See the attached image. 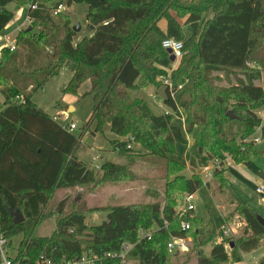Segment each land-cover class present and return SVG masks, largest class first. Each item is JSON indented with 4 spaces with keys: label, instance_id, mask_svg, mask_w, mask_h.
Instances as JSON below:
<instances>
[{
    "label": "trees",
    "instance_id": "obj_1",
    "mask_svg": "<svg viewBox=\"0 0 264 264\" xmlns=\"http://www.w3.org/2000/svg\"><path fill=\"white\" fill-rule=\"evenodd\" d=\"M181 1L0 0V32L13 17L7 8L11 2L29 4L32 24L19 32L14 50H1L0 59V84L8 85L0 102V224L10 245L13 237L22 235L14 253L17 261L37 264L50 258L77 264L97 255L95 264H172V257L180 254L168 248L173 236L190 240L187 255L194 254L198 264L242 262L244 253L259 248L264 225L250 206L237 203L234 213L246 225L241 236L230 241V251L217 241L222 231L213 220L189 217L190 229L183 230L176 206L180 194H195L203 186L201 167L213 159L231 156L240 164L264 158V149L257 150L252 139L263 122L257 111L264 106V87L258 83L264 72V0H215L212 17L188 4L198 0ZM63 3L88 5L91 36L74 43L75 24L59 11ZM162 19L166 30L159 26ZM180 19L192 28L188 38L183 37ZM169 37L185 39L175 68L162 46ZM147 67L156 90L166 78L173 82V113L158 117L132 95L136 77H141L139 87L149 83L143 84ZM65 68L71 74L63 93L78 94L86 81L91 83L85 95L93 97L92 114L79 134L33 100L34 93ZM214 72L224 73L228 85H219L222 79ZM229 110L236 117H228ZM178 113L184 115L185 128L173 124ZM93 123L94 132L110 125L120 137L111 140L118 156H134L128 146L133 141L141 147L136 156L164 165L163 201L107 206V219L92 226L86 223V208L64 212L66 198L45 214L57 189L120 181L131 174L127 165L107 159L98 169L77 155ZM178 143L188 145L185 157L191 176L183 173L187 164L174 158ZM224 173L215 172L214 196L226 187ZM15 211L24 215L23 222L16 223ZM53 214V233L36 235L40 223ZM142 231H151L150 237ZM124 243L133 245L125 259L105 256L120 251Z\"/></svg>",
    "mask_w": 264,
    "mask_h": 264
},
{
    "label": "rangeland",
    "instance_id": "obj_2",
    "mask_svg": "<svg viewBox=\"0 0 264 264\" xmlns=\"http://www.w3.org/2000/svg\"><path fill=\"white\" fill-rule=\"evenodd\" d=\"M214 2V0H198L195 2H188V4L199 9L203 16L212 17V7ZM181 3L187 4L185 0H182ZM7 8L13 13V17L7 26L0 32L1 40L5 37L16 39L17 35L22 29H25L26 27H32L31 20L29 21L28 19L29 4H18L16 2H11L7 5ZM59 11L69 14L75 21H72L73 24L81 23V30L76 33L78 38L88 35L90 32H92V29L89 28L88 22L86 20V14L88 12L87 4L73 3L72 5H68L67 3H63L62 9ZM180 22L182 24L183 37L188 38L192 34V28L190 25H186L184 23V19H180ZM159 26L163 30H166V19H162L159 23ZM183 40L185 41V39ZM4 45V42L0 41V51ZM1 58L2 52L0 53V59ZM178 63L179 61L175 62L174 68L178 66ZM158 67L160 70H163L168 74L170 73L169 69H165L162 66ZM150 71L151 68L147 67L143 76V84L146 81H149V83L146 85L144 84V86L139 87V89L131 90V92L134 98L145 103L152 113L158 117H163L166 114H170L169 112L173 110L171 104L173 98L170 96V100L168 99V101L163 98L160 99L156 95V86L150 81ZM70 74V71L65 68L60 74L52 76L40 90L34 93L33 100L40 108L49 114H65V117H62L60 122L62 124L68 122L76 123L78 128L73 130V132L79 134L81 132V128L88 122L92 114L94 102L91 95L83 96V93H80V91L78 94L63 93L62 90L69 81ZM215 74L220 75L222 79V81L218 82L219 85H228L227 81L225 80L224 73L214 72V75ZM136 78V81L141 79V77ZM158 79H160V77ZM261 83H264L263 78ZM134 85L136 86V84ZM84 87L85 85L83 84L82 88ZM7 88L8 85L0 84V102L4 101V91H6ZM70 105H74L76 109L74 111H68V106ZM175 122L180 123L178 120ZM94 129L95 124L93 123L89 129L85 130V133L83 134L81 143L77 149V155L80 157V159L92 167H96L97 164H101L107 159L112 160L114 162L127 165L131 174L129 177L121 179L120 181H103L97 185L85 184L67 189H57L53 192L50 202L45 207V214L47 215L50 212L55 211L58 203L62 199L66 198L67 201L64 212L68 213L71 210L84 207L87 209L85 213L86 223L92 226L99 225L107 219L109 213L108 210L105 209L107 206L132 203H153L159 200L163 201L165 198V179L162 177L161 169L164 167V165L161 163H151L150 159L145 155L136 156V154L141 153V147L137 144H133L134 156L132 157L118 155L113 157L110 153L111 149L97 150L99 146L112 148L110 139L114 134L109 130L108 127H105L103 132L97 133L94 132ZM260 134V132H257L252 136V139L254 136ZM187 147L188 145L186 143H178L176 145L177 153L174 155V158L178 161L188 164L185 157ZM256 149H264V141L261 140L260 142H257ZM96 150L102 154V159H96ZM252 159L253 163H255V166L264 171V158L255 157ZM183 173L187 176H191L192 171L187 167ZM216 185L217 182L214 179L209 186L207 184H203V186L193 195L195 209L194 211L190 212L189 217L191 218L197 216L206 221L213 220L217 230H221L224 225V220L220 219L221 212L218 208L220 203L225 202L227 205V215L230 216L231 221L243 217H240L237 213H234L237 205H232V203L229 202L232 193L228 186H226L223 191L217 192L215 196L213 195L212 191L217 189ZM246 190V192L241 193V198L244 200V202L249 201L248 204L253 205L255 200L247 199L250 198L253 190L251 187H247ZM184 195L185 194H180L179 196L177 195L176 211L182 206ZM236 199L240 200L238 197ZM257 208V214L264 217V210L261 209V207ZM56 218L57 216L55 214L47 217L43 222L40 223L35 234L38 236L52 234L56 228ZM243 228L244 226L236 229L233 232L230 241L232 240V242H234L236 239H238V237H240L243 232ZM21 238V234L12 238V245L10 246V252L12 255H14L15 247H18ZM188 244L190 248V240ZM263 245L264 238L257 249L258 253H261L260 256L264 255ZM188 251L182 252L178 256L172 257V264H198L194 254L187 255ZM245 254L246 253H244L242 262H231L229 264L260 263L261 260L254 262L255 260L250 259ZM127 264H138V261L128 260Z\"/></svg>",
    "mask_w": 264,
    "mask_h": 264
},
{
    "label": "built area",
    "instance_id": "obj_3",
    "mask_svg": "<svg viewBox=\"0 0 264 264\" xmlns=\"http://www.w3.org/2000/svg\"><path fill=\"white\" fill-rule=\"evenodd\" d=\"M34 6L33 8H35ZM63 7L60 6L59 10H61ZM4 42V47L10 48L11 50H14L16 48V40L11 37H5L2 39ZM162 46L166 50H171L172 54L175 56V62L179 61L183 54H184V41L182 39H177L174 37L165 38L162 42ZM2 48V49H3ZM1 49V50H2ZM1 53V51H0ZM164 85L167 86V93L170 94L172 97H174L173 94V82L166 78L164 79ZM180 88L182 86H179ZM157 95V94H156ZM63 115H56L54 118L58 121L62 118ZM69 129L74 130L77 129L78 125L74 122H69L68 124ZM261 140V137L259 135H256L253 137V141L255 143L259 142ZM132 141V140H131ZM133 141L129 142V148L133 147ZM101 157L99 153L96 155V159L99 160ZM235 161L231 156H227L224 159H213L206 165L201 167V175L203 177L204 184H207L208 186L210 183L215 179V172L216 171H222L225 170L227 167H231ZM96 168H101V164H97ZM256 192L261 195L262 201H264V185L260 184L256 188ZM193 195L190 193H186L183 196V202L182 206L179 210H177V215L180 217V225L183 230L190 229V222L188 220V217L190 215V212L194 211V203H193ZM246 225V221L244 218H237L234 220H225L224 225L221 229L222 233L218 238V242H224L225 248L229 251L230 249V238L233 235V232L236 229H239ZM143 235L150 237L151 231L145 232L142 231ZM189 239L185 237H176L173 236L168 243V248L170 251L175 252H186L189 250ZM10 240L6 236L2 225L0 224V264H22L21 261H17L14 257V255L10 252ZM133 245L124 243L122 245V249L117 252H107L105 254L106 257L110 258H121L125 259L127 254L131 251ZM99 260V257L97 255L93 257H84L81 261H79L77 264H95ZM37 264H72L71 262H56L50 258H42Z\"/></svg>",
    "mask_w": 264,
    "mask_h": 264
},
{
    "label": "crops",
    "instance_id": "obj_4",
    "mask_svg": "<svg viewBox=\"0 0 264 264\" xmlns=\"http://www.w3.org/2000/svg\"><path fill=\"white\" fill-rule=\"evenodd\" d=\"M70 5H72V4H70ZM28 19H29V16H28ZM71 19H72L73 22H75L72 17H71ZM29 21H30V19H29ZM91 35H92V32H90V34L85 35V36H91ZM85 36H83V37H85ZM83 37H79L78 38L77 34H76L75 38H74V43H78ZM0 41H2L1 38H0ZM262 78L264 79V72H263ZM261 81H262V79H261ZM261 81L258 82V83L261 84L264 87V83H261ZM135 84H136V86L132 87L131 90L139 89V86H138L139 85V80L135 81ZM84 85H85L84 88H82V86L79 88V91H80V93H83V96H85V94L90 90L91 83H90V81H86L84 83ZM79 91H78V93H79ZM168 96H171V95L168 94ZM172 98H173V100H175L174 97H172ZM68 108H69L68 111H74L76 109V107L74 105H70V106H68ZM173 111H174V109L171 112H169V113H173ZM257 112H258L259 116L263 119V122H262L261 126L257 128L256 133L260 132L261 134L259 136L261 137V140L264 141V106L261 109H259ZM56 115L57 114H54L53 117H55ZM61 115H63L62 117H65L64 116L65 114H61ZM177 120L180 123H176L175 121H177ZM58 121L60 122V120H58ZM68 123H65L63 125H67ZM173 124L181 125L183 128H185L184 115L183 114H179V113L176 114L175 117L173 118ZM106 127H108L109 130H110V125H107ZM186 137L189 138L187 134H186ZM118 138H120V137H118V136H116L114 134V135H112V138L110 139V141L113 140V139H118ZM111 146H112V144H111ZM99 149H111L110 153L112 154V156L114 157V156L117 155L116 152H114L113 149L110 148V147H101V146H99L97 150H99ZM97 150H96V155H97V153H99L100 157H103L102 154L100 152H98ZM187 167L189 168L188 164H187ZM224 175H225V178H226V186L229 187V189H230V191L232 193L230 201H229L230 203H232V205L236 206L238 201H240V202L250 206L251 208L255 209V211L258 209L257 207H261V209L264 210V201H262L261 195L256 192V188H257L258 185H260V184L264 185V171H262L260 168H257L255 166V163H253V159L248 160V161L243 162V163H240V164H237L235 162L231 167H227L225 169ZM216 187H217V185H216ZM247 187H251L252 190H253V193L251 194L250 198H247V199H250V200L251 199L255 200L253 205L252 204H248L249 201L248 202H244V200H242V198H241L242 197L241 193L242 192H246L247 191L246 190ZM236 196L240 200L236 199L237 198ZM218 208H219V210L221 212L220 213L221 214L220 215V219L225 221L227 216H229V215H227V213H228L227 205L225 204V202H222V203L219 204ZM263 248H264V245H263ZM257 249H255V250H253V251H251L249 253H246L245 255L247 257H249L250 259L255 260L254 262H258V261L261 260V258L264 257V255L260 256L261 253L259 254Z\"/></svg>",
    "mask_w": 264,
    "mask_h": 264
},
{
    "label": "water",
    "instance_id": "obj_5",
    "mask_svg": "<svg viewBox=\"0 0 264 264\" xmlns=\"http://www.w3.org/2000/svg\"><path fill=\"white\" fill-rule=\"evenodd\" d=\"M81 23H77L73 26V30L77 33L78 31L81 30ZM31 27H29L28 29H30ZM92 30L94 29V26L92 25L90 27ZM168 53L170 54V58L172 61H175V56L172 54L171 50H167ZM157 96H160L161 98L163 99H166L168 100L169 99V96H168V93H167V86L166 85H163L161 86L157 92H156ZM227 116L230 117V118H234L236 117L234 114H233V111L232 110H229L227 112ZM14 216H15V219H16V223H21L25 220V217L24 215L20 212V211H15L14 212ZM257 218L258 220L264 225V217L262 215H259L257 214ZM231 247H232V244H231ZM177 253V252H176Z\"/></svg>",
    "mask_w": 264,
    "mask_h": 264
}]
</instances>
